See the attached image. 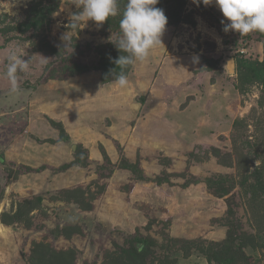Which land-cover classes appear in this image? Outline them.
I'll return each mask as SVG.
<instances>
[{"label":"rangeland","instance_id":"obj_1","mask_svg":"<svg viewBox=\"0 0 264 264\" xmlns=\"http://www.w3.org/2000/svg\"><path fill=\"white\" fill-rule=\"evenodd\" d=\"M79 2L0 0V264H210L198 251L231 230L257 238L245 252L264 264V94L235 65L263 59L264 32L225 33L222 12L202 0H159L162 44L121 88L77 72L120 52L127 0L102 25L73 28ZM13 51L30 60L15 95ZM220 177L223 189L204 183ZM35 196L32 221L13 219ZM135 233L148 242L140 253Z\"/></svg>","mask_w":264,"mask_h":264},{"label":"clouds","instance_id":"obj_2","mask_svg":"<svg viewBox=\"0 0 264 264\" xmlns=\"http://www.w3.org/2000/svg\"><path fill=\"white\" fill-rule=\"evenodd\" d=\"M159 0H127L119 23L121 37L114 42L121 54L114 63L121 69L119 73L112 70L114 82L124 88L128 84L124 72L128 66L136 61L143 62L149 57L150 51L162 44L161 37L168 23L163 9L156 7ZM200 4L201 0H193ZM203 5L215 4L222 12L225 20L221 21L223 31L237 32L241 35L252 31L264 32V0H202ZM80 11L71 16L69 25L77 27L81 21H95L102 25L109 17L118 15V0H80L76 5ZM68 25V26H69ZM69 46V32L62 37ZM16 52H10L6 75L11 81L12 94H19L22 90L18 84V73L25 72L30 60H25ZM199 57H193V63H198ZM228 61L224 67L230 64Z\"/></svg>","mask_w":264,"mask_h":264},{"label":"trees","instance_id":"obj_3","mask_svg":"<svg viewBox=\"0 0 264 264\" xmlns=\"http://www.w3.org/2000/svg\"><path fill=\"white\" fill-rule=\"evenodd\" d=\"M32 24H27V27L29 28ZM123 55L124 53H116V54H109L104 53L99 61L98 64L94 67H78V74H85L92 71H98L100 73V83L106 85L111 82H114V77L112 76V70H115V73H119L121 69L117 67L114 63V60L117 59L120 55ZM232 63V59L230 60ZM236 69L239 75V79L242 83H245L247 85H252L254 83H258L262 86V93L264 94V56L261 61L258 60H250V59H237L235 61ZM212 68L211 66L209 67ZM131 69V65L128 66L126 69H124V72L126 75H128L129 71ZM70 76L74 77L73 73H70L69 76H66L69 78ZM244 85V84H243ZM240 85H238V90H240ZM239 121L237 119L235 122H233L232 127H235V124ZM64 133V130L60 128L59 135L62 137ZM85 160H82V162L79 163L80 166L85 167L86 163ZM4 162V161H3ZM115 167V166H113ZM121 169L124 170H131L133 173H135L136 178L141 181H146L144 176L141 174V172L137 169H135L134 165L123 163L119 166ZM27 171H30L32 169L25 168ZM225 182V179L220 177L217 180H211L206 179L204 183L211 188L219 187V189H223V184ZM222 192V190H219ZM82 193L80 190H73L65 192V194H69L72 198L78 197L77 194ZM42 203V196H35L31 201H25V208L26 213L22 215L20 212L15 213L12 215V218L15 219L16 216H22V219L28 220V222L32 221V219L29 218L28 213L31 209H37L40 208ZM23 204V205H24ZM24 221V220H23ZM257 238L253 235L246 234V233H239L236 230H231L227 238L224 242L218 245H210L206 252H203V250H199L198 252H201L200 254L203 255L207 261L210 264H258V257H254L253 255L247 254L245 252V249H252L256 250L257 247L256 244ZM264 242V241H263ZM130 243L134 249H136L137 253H140L143 249H146L148 247V242L146 239L139 237L136 233L131 235ZM145 251V250H144ZM143 251V252H144Z\"/></svg>","mask_w":264,"mask_h":264},{"label":"crops","instance_id":"obj_4","mask_svg":"<svg viewBox=\"0 0 264 264\" xmlns=\"http://www.w3.org/2000/svg\"><path fill=\"white\" fill-rule=\"evenodd\" d=\"M3 113H4V111L1 110V111H0V116L3 115ZM0 127L3 128V127L1 126V124H0ZM6 127H11V126H6ZM1 128H0V129H1ZM8 129H9V128H8ZM0 131H1V132H0V135H2V132H3V131H2V130H0ZM10 135H11V134H8V136H10ZM0 137H1V136H0ZM3 141H4V140H3ZM11 157L13 158V156H11Z\"/></svg>","mask_w":264,"mask_h":264},{"label":"water","instance_id":"obj_5","mask_svg":"<svg viewBox=\"0 0 264 264\" xmlns=\"http://www.w3.org/2000/svg\"><path fill=\"white\" fill-rule=\"evenodd\" d=\"M231 67L233 68V63L232 62H231ZM71 148H72V150L75 149V144L74 143H71Z\"/></svg>","mask_w":264,"mask_h":264}]
</instances>
